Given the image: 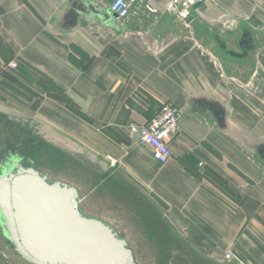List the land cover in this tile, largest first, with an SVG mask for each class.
I'll return each instance as SVG.
<instances>
[{
    "label": "crops",
    "instance_id": "1",
    "mask_svg": "<svg viewBox=\"0 0 264 264\" xmlns=\"http://www.w3.org/2000/svg\"><path fill=\"white\" fill-rule=\"evenodd\" d=\"M111 1L0 0V104L55 146L54 180L141 195L162 220L141 240L150 264H264V0H205L186 19L166 0L117 18ZM166 101L180 118L161 164L125 127ZM6 243L0 231V264H31Z\"/></svg>",
    "mask_w": 264,
    "mask_h": 264
},
{
    "label": "water",
    "instance_id": "2",
    "mask_svg": "<svg viewBox=\"0 0 264 264\" xmlns=\"http://www.w3.org/2000/svg\"><path fill=\"white\" fill-rule=\"evenodd\" d=\"M78 196L74 186L50 181L15 160L0 172V231L31 264H136L124 238L100 218L81 212ZM46 216L54 222L38 226ZM43 235L49 243L39 242Z\"/></svg>",
    "mask_w": 264,
    "mask_h": 264
},
{
    "label": "rangeland",
    "instance_id": "3",
    "mask_svg": "<svg viewBox=\"0 0 264 264\" xmlns=\"http://www.w3.org/2000/svg\"><path fill=\"white\" fill-rule=\"evenodd\" d=\"M258 1L259 0H256V2ZM261 39L262 40H259L258 42L259 45L264 48V38ZM262 56L264 58V49ZM11 86L13 85L11 84ZM258 89L261 90L262 88L258 86ZM43 90L47 92L46 88H43ZM52 91H55L56 95L59 97L60 95L62 96V91L59 88H53ZM12 106V103L8 105L0 104V113H5L7 118L8 116H14ZM9 127L14 130L12 123H10ZM18 127L21 126L19 125ZM3 137L4 136H0V151H3L4 148ZM28 137V134L26 135V133L23 132L22 139H26ZM12 139L13 137L9 138L10 141H12ZM37 139L41 144L33 150L32 155L28 153H22V165L24 167L29 166L30 162L27 160V158L29 157L30 161H32L33 157H35V163L38 169L42 174H46L50 181H53L59 176L62 177L63 174L60 172L62 169L58 172H54L50 168L51 165H56L53 163L52 159L58 158L59 156L56 155V153L53 155L55 146L48 144L46 145V142L43 143L39 138ZM44 147L47 148L45 149ZM3 164L4 163L0 164V172L3 169ZM91 180L92 179L88 178L87 182L81 185V194L78 197V204L81 212L87 216L100 218L105 223L109 224L120 237L124 238L128 244V247L133 252V257L136 264H150L149 262L152 261V259L145 257L146 249L141 246V240L143 239V236L147 238V235L149 236L148 238L153 240L159 238L158 236L161 235V232H159L158 226L162 224L161 217L157 213H154L152 210H150L143 202L141 195L139 196L137 193H132L128 186L125 185L119 187L120 192H117V189L112 190V187L109 184H106L105 186L101 184H94ZM84 195L85 197L83 198ZM109 196L112 199L107 198ZM6 244V246L12 249L11 245L8 243ZM15 256L18 258L17 254H15Z\"/></svg>",
    "mask_w": 264,
    "mask_h": 264
},
{
    "label": "built area",
    "instance_id": "4",
    "mask_svg": "<svg viewBox=\"0 0 264 264\" xmlns=\"http://www.w3.org/2000/svg\"><path fill=\"white\" fill-rule=\"evenodd\" d=\"M205 0H166L165 10L179 19H186L195 6ZM137 0H112L109 9L117 18H125ZM10 67H14L11 63ZM180 118L179 109L171 102L161 103L157 114L144 123H129L125 133L132 142L141 143L149 147L153 158L158 163H166L171 157L170 143L177 129ZM232 253L227 251L225 258Z\"/></svg>",
    "mask_w": 264,
    "mask_h": 264
},
{
    "label": "flooded vegetation",
    "instance_id": "5",
    "mask_svg": "<svg viewBox=\"0 0 264 264\" xmlns=\"http://www.w3.org/2000/svg\"><path fill=\"white\" fill-rule=\"evenodd\" d=\"M247 25L248 26H246L242 32L243 38L239 42L243 51L249 50L252 47L251 35H253L255 29L259 27V25L256 22L251 24L249 22V19L247 20ZM218 48L223 50L225 49L223 44H219ZM228 52L233 54V51L231 50H228ZM10 123L13 124L14 130L9 127ZM19 125L20 124L17 123L13 117L8 116L7 118L5 113H0V136L1 137L4 136L3 137L4 148L3 151H0V164L4 163L3 168L8 166H13L15 160H18L19 164L22 165L23 162L22 153H26V154L28 153L32 155L33 150L36 149L41 144L36 138V136L32 134L31 130L28 127L27 128L24 126L18 127ZM23 132H25L26 135L28 134L29 137L26 139H22ZM11 137H13L12 141L9 140V138ZM27 160L30 162L29 166H32V162L30 161L29 157L27 158Z\"/></svg>",
    "mask_w": 264,
    "mask_h": 264
},
{
    "label": "bare ground",
    "instance_id": "6",
    "mask_svg": "<svg viewBox=\"0 0 264 264\" xmlns=\"http://www.w3.org/2000/svg\"><path fill=\"white\" fill-rule=\"evenodd\" d=\"M41 222H43V223H41V224L38 223V226L46 228V226L49 227L50 223L54 222V220H51L49 216H46L45 219H42ZM48 240H49L48 237L46 235H43L39 239V242L46 244V243H49Z\"/></svg>",
    "mask_w": 264,
    "mask_h": 264
},
{
    "label": "trees",
    "instance_id": "7",
    "mask_svg": "<svg viewBox=\"0 0 264 264\" xmlns=\"http://www.w3.org/2000/svg\"><path fill=\"white\" fill-rule=\"evenodd\" d=\"M64 101L67 103V105L69 106V108H71L75 113H77L78 115H81V112L75 107V105H73L70 101H68L67 99H64Z\"/></svg>",
    "mask_w": 264,
    "mask_h": 264
}]
</instances>
